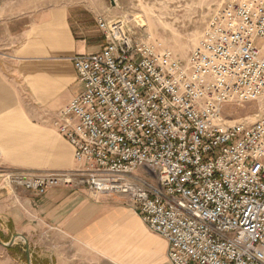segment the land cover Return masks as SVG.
<instances>
[{
    "label": "built area",
    "instance_id": "built-area-1",
    "mask_svg": "<svg viewBox=\"0 0 264 264\" xmlns=\"http://www.w3.org/2000/svg\"><path fill=\"white\" fill-rule=\"evenodd\" d=\"M96 24L104 44L74 56L82 90L53 121L80 168L3 180L126 198L171 264H264V117L224 115L264 99V0H213L185 60L135 39L124 18Z\"/></svg>",
    "mask_w": 264,
    "mask_h": 264
},
{
    "label": "crops",
    "instance_id": "crops-1",
    "mask_svg": "<svg viewBox=\"0 0 264 264\" xmlns=\"http://www.w3.org/2000/svg\"><path fill=\"white\" fill-rule=\"evenodd\" d=\"M111 13L106 0H57L32 23L7 24L0 35V171L63 169L64 139L53 121L82 90L74 56L102 47L96 18ZM65 150L67 165L80 167L67 142ZM2 172L0 241L37 237L44 246L38 263L171 264L167 241L126 198L65 186L35 195L5 182Z\"/></svg>",
    "mask_w": 264,
    "mask_h": 264
},
{
    "label": "rangeland",
    "instance_id": "rangeland-1",
    "mask_svg": "<svg viewBox=\"0 0 264 264\" xmlns=\"http://www.w3.org/2000/svg\"><path fill=\"white\" fill-rule=\"evenodd\" d=\"M106 1L112 11L110 19L124 18L135 39L152 42L159 50L167 49L178 60H185L196 46L213 2V0H114L115 4L112 5L111 0ZM56 2L57 0H3L0 5V35H4L7 24L10 29L22 21L32 23L42 10ZM224 115L227 119L244 122L263 118L264 99L228 103L224 107ZM65 143L63 140L61 171L76 170L80 167L70 168L66 163L68 158ZM136 175L146 176L142 169H139ZM2 215L4 214L0 213V223L5 220ZM10 237L9 233L7 239ZM10 240L0 241V264H43L41 261L37 262L39 255L44 256L42 253L44 246L38 243L37 237L28 241L23 235L15 234L10 247L3 245ZM26 244L29 248V262L25 253ZM48 260L49 264H55L53 260Z\"/></svg>",
    "mask_w": 264,
    "mask_h": 264
},
{
    "label": "water",
    "instance_id": "water-1",
    "mask_svg": "<svg viewBox=\"0 0 264 264\" xmlns=\"http://www.w3.org/2000/svg\"><path fill=\"white\" fill-rule=\"evenodd\" d=\"M111 4H112V5L115 4V3H114V0H111ZM21 238H23V237L21 236ZM13 240H14V238L11 239L8 243H4L3 245L6 246V247H9V246L12 245ZM25 253H26L27 261L29 262V248H28V245H27V244L25 245Z\"/></svg>",
    "mask_w": 264,
    "mask_h": 264
}]
</instances>
